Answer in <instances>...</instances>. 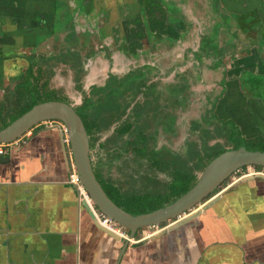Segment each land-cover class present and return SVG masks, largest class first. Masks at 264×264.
I'll return each instance as SVG.
<instances>
[{
    "label": "crops",
    "instance_id": "obj_1",
    "mask_svg": "<svg viewBox=\"0 0 264 264\" xmlns=\"http://www.w3.org/2000/svg\"><path fill=\"white\" fill-rule=\"evenodd\" d=\"M221 2L240 16L248 13L238 26L251 22L249 31L243 27L264 43V0ZM253 69L264 74V64ZM250 109L255 122L248 135L264 136V115L257 103ZM231 110L240 118L241 110ZM68 151L59 128L46 123L5 147L0 156V264H264V183L234 190L194 222L161 237L127 242L102 232L81 205L77 188L68 182Z\"/></svg>",
    "mask_w": 264,
    "mask_h": 264
},
{
    "label": "flooded vegetation",
    "instance_id": "obj_2",
    "mask_svg": "<svg viewBox=\"0 0 264 264\" xmlns=\"http://www.w3.org/2000/svg\"><path fill=\"white\" fill-rule=\"evenodd\" d=\"M108 1L109 0L104 2V4L100 0H0V101L5 98L4 95L7 89L11 90L15 86H20L21 76L24 75L26 71L31 70V68L32 73H34L36 70H40V72H42L43 75L46 76L45 79H47V89L53 91L56 96L66 99L69 102V105L72 106L74 111L75 108H79L83 104L85 98L92 101L98 100L99 97L95 94L93 95L94 91L102 89H106V91L109 92H111L112 89H119V91H121V85H124L126 83L128 77H132L130 81L136 79L137 86L140 85L141 87L140 92L137 93L135 97H128L126 93L125 95H123L122 91L119 96H116L117 94L115 93V96H112L110 98V103H113L112 101H114L115 103L127 104L131 99L130 106L133 107L137 105V113L139 112L142 115H148L149 118L152 117L154 119V112L152 108V99H154V97L152 99H150L149 97L147 98V95L151 94V91H153L152 89H154V85L151 83L146 85L145 79L149 78L150 74H154V72L155 74L160 75L157 68L149 64H143L139 67L129 69L123 75L118 76V67L121 65L125 66L126 64H128V61L131 62L139 58V54L137 52L139 46L141 48L143 46V42L148 41L149 38L154 39L155 37H158L157 30L154 26L151 27L152 24L148 16L155 14L154 17L157 20L156 24H162V26L160 27L162 28L161 33L166 36L168 35L169 39L171 40H177L180 35H184L183 26L187 25L189 26V29L191 28L190 26H194L197 23L195 21L193 22L194 19L192 20V16H189L188 10L187 14H184L183 7L179 5V3H183V0H174L165 4L163 0H155L154 2L153 0H150V2L149 0H125L126 2L124 0H110L109 8L117 9L119 7L121 10L123 8H126V10H122V16L120 15V17H118L117 15L113 25H111L107 32H104L101 30L102 25L109 20L110 16V12L107 8ZM189 1L193 2L192 4L194 6L200 8L198 6V1ZM204 2L208 3L209 7L212 9V19L213 17L217 18L221 13L223 16H226L227 21L230 20V22H226L225 26L228 27L231 22L236 25L233 31H231L229 25L228 30L233 36L239 33V29L241 27L244 26L246 29H248L247 27L251 26V22L244 23L243 26H238V23L241 24V22L249 15L248 13L244 14V16H240L239 14H236L237 12L233 13L225 8L223 9L221 7V0H205ZM148 3H152L153 7L157 4L163 5L166 14L165 19H163L162 16H158L157 18V12H155L156 10H153L151 12V9L153 7L149 6ZM171 4H176V6H179L177 9L178 13L176 15H170L169 13L167 6ZM208 5L206 6V9L209 13L210 8L208 7ZM216 12L218 13L216 14ZM184 16L188 21L184 20ZM128 18L131 19L130 22L127 21ZM249 20L254 19L252 18ZM237 21L239 22L237 23ZM201 32L200 34L196 33V35H198L199 37V41L197 44H199V42L201 41V36L203 34ZM250 32H242L240 34L241 41H238L240 45L237 43L235 45L237 49L234 48V51L232 50L231 55L227 56L225 61L219 59L217 62L219 64H222L224 69L222 72H220L222 74V80L220 84L223 88L220 94L221 97L226 92L227 84H230V80L227 79V77L229 75L228 72H232L229 67L231 66V64H233L234 67H236V65L238 66L237 74L234 75L235 78L231 81L237 80V82L240 83V79L243 78V73H247L249 75L248 83L250 82V86L260 85L262 82L261 77H264L263 72H258L259 70L256 71L253 68L254 66L260 67L264 64V50L262 48L264 43L259 39L257 40L255 38V35L251 34ZM106 33H108L107 36H109L108 40L107 42H102V40L106 36ZM246 34L251 35V40L248 39L249 36H247ZM95 40H98L100 43L99 47L101 48V51L98 50V52L104 54V57L102 56V60H107L110 65H112L113 63L114 69L111 73L108 72L109 69H106V72H104L106 78L103 84L97 85L96 83H93L92 85L87 86V88L89 89H87L86 91L83 90L86 89L85 81L89 82L94 78L93 76L96 74V72H94L93 69L96 68L92 64L85 67V62L82 59L84 58L86 53V57H94L96 55L97 52L95 53L94 51H91L93 49V43L95 42ZM152 42L154 43V41ZM60 43H62L63 48L57 50L55 47H58ZM60 46L61 44L59 45V47ZM37 47H42L41 51H43V49L45 50V48L46 50L48 49L50 52L49 55H44L41 53L37 54L34 52H30L27 55H24L23 52L20 53L18 51V49H21L22 51L23 49L35 50V48ZM48 47H50V49ZM53 47L56 49V51L53 50ZM242 48L243 50L241 51ZM251 50H257V52L253 55L251 53ZM194 51L198 54L200 52L198 47ZM194 51L187 50L186 53ZM234 55L236 56V58ZM117 57H122L126 61H124V63L120 65V63H118ZM194 57L200 60V65L202 66L204 65L202 62L203 59L211 58V54H208V56H204V54L202 53L200 57H197L196 54H194ZM97 59L100 61L101 56H97ZM57 66H65V70H69L73 73L72 79L75 83L73 89L75 91L79 93L83 90V95L77 106L72 105L67 92L64 91V88L60 87V89H54L53 87L51 88L49 86L50 79L55 74L54 68ZM211 66L215 67L216 63H212ZM174 67L172 69H167V72L170 73V70H174ZM142 84H145L148 88H144ZM238 90L241 98H236V101H233L234 103H232V105H237L235 110H241L242 113L245 114L246 110L243 104L244 101L246 100V103H249L248 101H254L255 103H257V107L260 108L259 114L264 115L263 98L259 97L260 100L251 98L248 99L249 97H246L244 95V92L241 91L240 88H238ZM139 95L146 97L141 103L135 102ZM220 98L219 95L217 96V98L214 97V107L215 104L218 103V100ZM250 107V110H252V106ZM128 109L129 108L126 107L123 114L120 115L121 120L127 118L130 115L131 110L128 111ZM213 110L211 113L218 119L219 123L230 122L229 119L227 120L218 118L217 115L213 114ZM252 115L253 114L250 113L249 117H253ZM155 121L158 124V120H156V118ZM215 122H217V120ZM43 123L54 125L57 128H59L61 125L60 122L56 121ZM260 123H262V121ZM114 127V125L111 126L108 131H112L113 133ZM108 131L104 133L105 136L108 135ZM255 137L264 138V136L261 134L252 136L250 135L246 138ZM96 151L97 146H95V148L93 149H90V159L93 169L95 167L94 164H96L97 160ZM165 151L171 154V152H169L168 150ZM121 172L122 167H120L119 169L117 164L113 163L112 160L108 162L105 172L106 178L113 180L114 174H118L119 176L125 173L127 175L131 174V172ZM158 185L161 186L164 184ZM121 190L123 189L121 188ZM174 222H176L175 219L169 220L156 226L143 227L139 229L133 237L129 236V233L126 229L122 228L118 224L117 226L120 227L129 238L136 240L144 239L145 242V240H152L151 238H153V236L159 234L160 232L165 231L162 236L165 235L166 232H168L169 226H171Z\"/></svg>",
    "mask_w": 264,
    "mask_h": 264
},
{
    "label": "rangeland",
    "instance_id": "obj_3",
    "mask_svg": "<svg viewBox=\"0 0 264 264\" xmlns=\"http://www.w3.org/2000/svg\"><path fill=\"white\" fill-rule=\"evenodd\" d=\"M100 1L104 3L107 0H100ZM154 1L155 0H153V2ZM172 1L174 0H163L164 4ZM193 1H198V6L200 8L194 6L192 4L193 2H190L189 0H183V3H179V5L182 6L184 9V14H187V10H188L189 16H192V20L194 19L193 22L195 21L197 23L194 26L193 25L190 26L191 28L189 29H188L189 26L182 25L184 35H180V37L177 40L169 39L168 35L166 36L161 33L162 28L160 27L162 26V24L161 25L155 24L153 21L154 17L150 18V16H148L152 24L151 27L154 26L156 28L158 33L157 35L159 38L158 37H155L154 39L149 38L148 41L143 42V46L141 48L139 46V48L137 49L139 58L131 62L128 61L127 62L128 64H126L125 66L121 64L124 63V61L126 60L122 57L120 58L117 57L118 63H120L121 65L118 67L117 70L119 71V73L117 74L118 76L123 75L129 69L139 67L143 64H149L157 68L160 75H157L154 72V74H150L149 78L145 79L146 85L150 83L154 85V89H152L153 91H151V94L147 95V98L149 97L150 99H152L154 97V99H152V104H153L152 106L154 112L153 117L154 119L156 118V120H158L156 141H155L156 148L157 150H168L169 152H171V154H178V155L183 154L185 152L186 145L189 142H195L196 147L200 145L198 138H200V133L202 132V130L200 129L198 132L193 130L191 128V122L198 119L203 120L209 118V115L211 114L210 110L212 108L211 102H213L214 97L217 98L218 95L219 98L221 97L220 94L223 89L222 85L220 84L222 80L221 77L222 74L220 72H222L224 69H223V65L217 62L219 59L225 61L227 56H230L229 54V51L231 49L230 46L234 43H237L235 42L236 40L241 41L240 34L244 31H247L244 27H241L239 29V33L233 36L231 32L228 30L229 25L231 31L234 30L235 25L233 22H231L229 25L227 24L228 27L225 26L226 22H230V20L228 21L226 20V16H223L220 13V15L217 18L213 17L212 19V15H213L212 9L209 7L208 3L204 2L205 0H193ZM108 5H109V1L107 2V8L110 12L109 20L105 22L101 28V30L104 32H107L111 27V25H113L117 15L118 17H120V15L122 16L123 12L121 11L124 9L126 10V8H123L121 10L119 7L117 9H112L109 8ZM148 5L153 6L152 3H148ZM207 5L210 8L209 13L208 10L206 9ZM178 7L179 6H176V4H171L167 6L170 13L172 12L173 14L176 13ZM153 10H156L155 12H157V16H159L160 13V17L162 16V18L165 19L166 14L163 5L157 4L151 9V12ZM183 18L185 21H188L185 19V16ZM127 21L130 22L131 19L128 18ZM200 32L203 34L201 36V41L199 42V44H197L199 41V37L198 35H196V33L200 34ZM107 34L108 33H106V36L102 40V42L103 41L107 42L109 37L107 36ZM152 41H154V43ZM98 43H99L98 40H95V42L93 43L94 46L91 51H94L95 53L97 52L94 57H86L87 53L85 54V56L83 55L84 58L82 60L85 62V67H87V65L92 64L96 68L93 69V71L96 72V74L93 76L94 78L89 82L85 81L86 89L83 90L86 91L87 89H89L87 88V86H90L93 83H96L97 85L103 84L106 78V75H104L106 69H109L108 72L110 73L114 69L113 63L112 65H110L107 60L104 59L102 60V56L104 57V54L98 52V50L101 51V48L99 47L100 43L99 44ZM60 44L61 46L59 47ZM60 44L58 45V47L57 46L55 47L57 50L63 48L62 43ZM50 47L48 48L50 49ZM197 47L199 48L200 51L199 54L194 51L197 49ZM55 48L53 47L54 51H56ZM41 50L42 47L41 48L37 47L35 48V50L23 49L22 51L21 49H18V51L20 53L23 52L24 55H27L30 52H34L37 54L41 53L44 55L45 54L49 55L50 53L48 49L46 50V48L45 50L43 49L44 52ZM187 50H193L194 52L186 53ZM202 53L204 54V56H208V54H211V58L203 59L202 62L204 65L201 66L200 60L194 57V54H196L197 57H200ZM97 56H101L100 61L97 59ZM212 63H216L217 68L216 66L212 67L211 66ZM172 66L174 67V70H170V73H168L167 69L169 68L172 69L173 68ZM64 67L65 66L63 67L57 66L54 68L55 74L50 79L49 86L51 88L53 87L54 89L55 88L60 89V87L64 88V91L67 92V95L69 96L72 105L77 106L83 95L82 93L83 90L82 92L78 93L73 89L75 84L72 79L73 73L69 70L68 71L65 70ZM229 67L232 70V72L231 71L228 72L229 75L227 77V79L230 80V84L228 85L226 83L227 84L226 92L218 100V103L215 104L213 114L217 115V117L220 119L221 118L227 119L226 117H230V119L234 118L235 121L229 119L230 122H228L227 124L226 123L221 124L219 122H217L216 124L215 121L209 118V120L214 122V126H209V127L211 130L212 129L214 130L212 136L214 135L222 136V134L224 133L232 132L238 135L240 134L242 138H246L250 136L248 135L250 134V132L248 131L251 130V126H253L255 122L250 120L253 118L249 117L250 114H247V112L250 113L249 106H253L255 102L248 101L249 103H246L247 101L246 100L244 101L243 104L246 113L244 114L241 112L240 118H238V114L235 115L232 114L233 112L231 110L232 108L233 109L236 108L237 105L233 106L230 104H232L233 101H236V98L238 99L241 98V95H239L238 88H240L241 91L244 92V95L246 97H249L248 99L251 98V99L260 100L259 96L257 97V95L259 92L261 93V91L262 93L260 95L262 96L264 94V77H261L262 82L259 85L260 88L259 90L255 88L251 91H248L247 86L249 83L248 82L245 83L244 80L248 79L249 75L247 73H243V78L240 79L241 80L240 83L237 82V80L231 81L235 78L234 75L237 74L238 66L236 65V67H234V65L231 64V66ZM236 84L238 85V87ZM181 86H183L184 88L183 90H181L180 88ZM247 93L251 94V96H249ZM145 98L146 97L139 95V97H137L135 102L141 103ZM131 107L132 106L129 107L128 111L131 110ZM263 124L264 123H261V125ZM201 127L202 128L205 127L204 123L202 124ZM214 128H216L217 130H215ZM111 133L112 131L107 132L108 135H110ZM260 134L263 135L262 133ZM223 141L224 139H219V138L213 139L211 138V136L208 137V144L210 145H213L215 142L218 143L220 142L224 144ZM255 143H257L256 140L255 142L250 141L247 144V147L249 148L258 147V145ZM122 163L123 162L118 163L119 169L120 167H122L121 173H123V171L130 173L131 169L129 168V165L127 163L124 164ZM259 169L264 171V169L262 168H258V170ZM246 170H248V168ZM243 172H240L238 176L242 175ZM125 174L121 175L120 178L121 179L124 178L125 180H127ZM155 175L157 176L155 177L157 180L156 183L158 184H164V182H166L168 179L166 177L165 171L162 170L156 172ZM236 177H237L236 175L231 176L229 183L235 180ZM123 183L125 185V182ZM141 183L143 184V182ZM142 184L137 185L138 190L140 189L143 190L142 186L144 184L143 185ZM124 187L127 186L125 185ZM147 191H151L148 185H146L144 189V192L148 193Z\"/></svg>",
    "mask_w": 264,
    "mask_h": 264
},
{
    "label": "trees",
    "instance_id": "obj_4",
    "mask_svg": "<svg viewBox=\"0 0 264 264\" xmlns=\"http://www.w3.org/2000/svg\"><path fill=\"white\" fill-rule=\"evenodd\" d=\"M177 13L178 11L174 14L171 12L170 15H176ZM235 42L239 44L238 41ZM45 78L46 76L40 70L32 73L31 68L21 76L20 86H15L11 90L7 89L4 95L5 98L0 101V129L9 125L36 104L48 101L69 104L66 99L56 96L53 91L47 89V79ZM131 78H127L126 83L121 85L122 90L121 88L120 90L123 95L126 93L128 97H135L140 92L141 87L140 85L137 86L136 79L130 81ZM244 82H248V79H245ZM142 85L144 88H148L145 84ZM180 88L181 90L184 89L183 86ZM255 88L260 89L259 85L250 86L249 82L248 91ZM121 91L119 89H112V93L106 91V89L94 91L93 95H97L99 99L92 101L85 98L83 104L79 108H75V112L81 119L88 135L89 148L93 149L97 146V160L93 172L98 183L106 195L126 212L133 214L147 213L180 197L195 184L203 168L213 158L227 149H237L243 145L247 150L264 151V138L261 137L242 138L240 134L232 132L224 133L222 136H212L214 130H211L209 126H214L213 121L217 120L218 122V119L211 113L214 101L211 102L212 108L209 115V118L213 121L207 118L191 122L193 130L197 132L200 129L202 130L201 133L199 132L200 138H198L200 145L196 147L195 142H189L186 145L185 152L180 155L170 154L165 150H157L155 141L158 124L155 119L137 113L136 105L132 107L130 115L121 120L120 115L123 114L126 107L129 108L131 99L127 104L115 103L114 101L110 103V98L115 96V93L116 96H119ZM261 93L259 92L257 97L264 99V94L261 96ZM247 94L251 96V94ZM203 123L205 127L202 128ZM225 123L228 122H223V124ZM113 125L115 126L113 133L105 136L104 133ZM210 136L213 139H224V144L220 142H215L213 145L208 144V137ZM255 140L258 147H247L250 141L255 142ZM110 160L117 166L121 162L129 165L131 174H126L127 180L121 179L118 174L113 175V180L106 178L105 172ZM247 167L240 168L233 175L238 176ZM157 170L166 173L168 179L164 182V185L160 186L156 183L157 176L155 174ZM230 178L222 184L221 189L229 182ZM123 182L128 187H124ZM138 184L143 185V190H138ZM146 185L151 189V191H147L148 193L144 192ZM220 188L212 192L209 197L216 194Z\"/></svg>",
    "mask_w": 264,
    "mask_h": 264
},
{
    "label": "water",
    "instance_id": "obj_5",
    "mask_svg": "<svg viewBox=\"0 0 264 264\" xmlns=\"http://www.w3.org/2000/svg\"><path fill=\"white\" fill-rule=\"evenodd\" d=\"M50 121L60 122L65 126L71 158L80 185L84 188L94 207L107 218L126 229L130 237H133L143 227L156 226L174 219L176 222L169 226L168 231L179 229L204 215L225 195L234 190H238V188L242 190L240 187H250L257 182L264 183L262 174L241 177L228 188L220 189L216 194L209 197L240 168L254 166L264 169V151L247 150L242 145L237 149H227L213 158L203 168L195 184L180 197L147 213H129L118 207L98 183L91 165L88 135L81 119L71 105L59 101H48L34 105L9 125L0 129V143H12L23 137L35 125ZM207 197L209 198L206 199ZM81 205L102 232L119 239L118 235L97 223L88 205L82 199ZM185 214L187 216L184 217ZM164 232H160L151 239L161 237Z\"/></svg>",
    "mask_w": 264,
    "mask_h": 264
},
{
    "label": "built area",
    "instance_id": "obj_6",
    "mask_svg": "<svg viewBox=\"0 0 264 264\" xmlns=\"http://www.w3.org/2000/svg\"><path fill=\"white\" fill-rule=\"evenodd\" d=\"M59 131L61 134L62 144L66 145L69 149L68 133H67L65 126L61 124L59 127ZM10 144L11 143H0V156L3 155L5 147L9 146ZM68 153L70 156L69 165H68V182L77 188V192L79 193L80 198L86 202V204L88 205V207H89L91 213L93 214L94 219L97 221V223L99 225H101L102 227H104L105 229L109 230L110 232L118 235L120 238L124 239L127 242H136V239L129 238L122 231V229L117 226V224L115 222H113L112 220L107 218L105 215H103L101 212H99L97 209H95L94 205L92 204L91 200L89 199L84 188L80 185V181H79V178L77 176V173H76V170H75L72 158H71L70 150L68 151ZM247 168H248V170H245L242 175L236 177L237 180L241 177H245V176H249V175H255V174H262L264 176V171L261 169L258 170V168H255L254 166H248Z\"/></svg>",
    "mask_w": 264,
    "mask_h": 264
}]
</instances>
